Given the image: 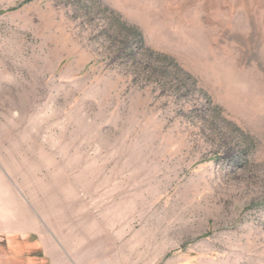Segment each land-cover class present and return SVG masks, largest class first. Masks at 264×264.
I'll list each match as a JSON object with an SVG mask.
<instances>
[{"label": "rangeland", "instance_id": "obj_1", "mask_svg": "<svg viewBox=\"0 0 264 264\" xmlns=\"http://www.w3.org/2000/svg\"><path fill=\"white\" fill-rule=\"evenodd\" d=\"M0 264H264V0H0Z\"/></svg>", "mask_w": 264, "mask_h": 264}, {"label": "trees", "instance_id": "obj_2", "mask_svg": "<svg viewBox=\"0 0 264 264\" xmlns=\"http://www.w3.org/2000/svg\"><path fill=\"white\" fill-rule=\"evenodd\" d=\"M129 33H130V34H132V33H133V35H134V34H135V35H137V34H136V33H134V32H132V33H131V32H129ZM125 37H126V39H127V38H129V39H130V38L137 39V38H138V37H140V36H132V35H131V36H125ZM138 41H139V40H138Z\"/></svg>", "mask_w": 264, "mask_h": 264}]
</instances>
